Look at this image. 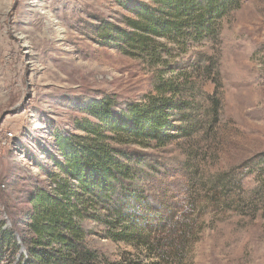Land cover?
I'll use <instances>...</instances> for the list:
<instances>
[{
	"label": "rangeland",
	"instance_id": "374dc122",
	"mask_svg": "<svg viewBox=\"0 0 264 264\" xmlns=\"http://www.w3.org/2000/svg\"><path fill=\"white\" fill-rule=\"evenodd\" d=\"M133 1L0 0V233H27V196L58 171L57 136L82 135L77 123L96 120L87 111L93 100L111 96L122 107L172 81L194 131L163 146L123 145L155 166L140 186L165 211V224L149 237L169 256L107 238L93 223L88 247L105 264H264V189L255 190L264 164L241 168L264 157V0H244L222 20L217 40L168 44L166 62L156 66L99 35L103 22L124 25ZM228 171L243 183L235 204L245 212L214 194ZM17 254L0 245V264Z\"/></svg>",
	"mask_w": 264,
	"mask_h": 264
},
{
	"label": "trees",
	"instance_id": "16d2710c",
	"mask_svg": "<svg viewBox=\"0 0 264 264\" xmlns=\"http://www.w3.org/2000/svg\"><path fill=\"white\" fill-rule=\"evenodd\" d=\"M151 1H133L128 5L132 16L124 19V25L103 22L99 35L104 44L154 66L166 62L164 52H168V44L186 47L217 40L222 20L244 2ZM155 90L156 94L148 95L144 101L127 102L122 107H117L111 96L95 99L87 111L96 120L77 123L84 134L57 136L58 171L50 172L48 183L38 185L28 194L27 233L18 232L17 236L13 230H1L0 245L19 254L13 264H105L86 243L94 232L91 223L104 226V236L114 241L145 247L156 257L169 256L165 244L155 241L154 235L149 237L159 224H165L162 220L165 211L156 204L157 200H149L140 186L153 176L151 170L155 166L145 153L123 147L130 144L151 147L154 143L163 146L176 134L194 131L184 125L189 121L184 111L189 103L179 99L180 86L164 81ZM263 164L264 157L258 154L242 163L241 168H259ZM233 174L234 171H228L220 176L214 194L242 213L247 205L236 206L235 202H243L237 195L244 190L243 183ZM257 174L261 179V170ZM243 175L244 171L241 179ZM261 189L263 180L255 190ZM108 264H160V261Z\"/></svg>",
	"mask_w": 264,
	"mask_h": 264
}]
</instances>
